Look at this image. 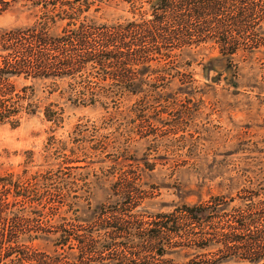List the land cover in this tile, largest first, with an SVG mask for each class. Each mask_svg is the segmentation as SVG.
<instances>
[{"label": "trees", "instance_id": "trees-1", "mask_svg": "<svg viewBox=\"0 0 264 264\" xmlns=\"http://www.w3.org/2000/svg\"><path fill=\"white\" fill-rule=\"evenodd\" d=\"M113 1L119 4L110 6ZM15 7L27 10L33 20L0 34V123L18 128L42 116L55 131L66 125L68 106L101 108L112 117L96 124L115 133L98 140L91 150L110 160L107 171L112 174L120 170L121 154L150 138L147 133L131 134L138 127L137 118L150 123L147 115L156 109L153 102L166 103L162 110L168 113L177 109L173 100L193 92L171 87L169 78L186 82V68L197 63L208 80H216L211 77L214 67L208 65L225 59L226 67L232 66L251 36L257 43L264 36V0H0V17ZM19 81L29 84L18 89ZM46 86L50 94L59 91L65 103L42 99L38 92ZM137 97L144 100L141 107L129 103ZM89 130L90 124L79 123L72 133L78 136L59 142L57 152L73 155L71 161L64 154L66 164L85 162ZM48 141L45 152L52 157L56 138ZM71 141L78 145L69 148ZM28 155L31 162L33 153ZM139 168L142 174L155 169L148 162ZM52 173L25 170L24 181L0 176V264H264V211L225 221L231 207L215 197L206 204L183 205L182 218L139 216L130 212L137 204L133 191L115 190L117 196H125L124 202H114L115 207L128 208L113 209L109 221H101L107 212L101 208V229L89 231L81 217L71 223L69 214L72 211L74 218L77 210L51 200L67 191L62 189L63 179L71 176ZM183 219L188 229L182 234L188 241L180 250L186 261L177 262L166 258L165 249L159 253L158 247L166 248L165 233L181 234L171 228ZM148 221L154 229L146 235L139 225Z\"/></svg>", "mask_w": 264, "mask_h": 264}, {"label": "rangeland", "instance_id": "rangeland-1", "mask_svg": "<svg viewBox=\"0 0 264 264\" xmlns=\"http://www.w3.org/2000/svg\"><path fill=\"white\" fill-rule=\"evenodd\" d=\"M117 4V1L109 2L110 6ZM23 11L15 7L1 16L0 34L29 25L33 17L27 10ZM250 38L253 40L243 44L240 47L243 50L233 57L232 66L226 67L225 59L208 65L214 67L211 77L215 76L216 80H208L203 75V66L197 63L186 68L190 73L186 82L169 78L171 87H189L193 92L173 100L177 109L168 113L162 110L166 103L153 102L156 109L147 115L150 123H141L137 118L138 127L131 134L139 137L147 133L150 138L138 141L130 149L131 152L121 154L120 170L116 174L107 171L112 166L110 160L91 150L103 137L110 135L113 138L114 131H105L100 129L102 125L96 124L99 120L107 122L112 116L101 108L83 109L71 105L67 108L66 125L55 131L42 116L28 119L18 128L0 123V176L13 175L24 181L25 170L30 174L52 171L53 176L60 178L71 175L62 183V189L68 193L60 191L61 196L51 200L60 202L56 204L59 207L65 204L64 208L77 210L76 217L73 218L72 211L69 214L71 223L77 220V216L81 217L87 221L89 231L101 229L99 222L109 221L113 209L128 208L115 207L114 202H121L125 197L117 196L115 190H122L123 194L133 191L137 204L130 207V212L139 216L161 214L182 218L180 208L183 205L206 204L215 197L231 207L227 212L230 216L225 221H234V217L245 212L264 211V36L258 43L253 36ZM213 55L220 56L218 51H213ZM28 84L24 81L16 83L18 89ZM49 91L46 86L41 87L38 93L51 103H65L59 98V91L52 95ZM143 101L137 97L129 103L141 107ZM180 109L183 111L178 113ZM179 117L182 118L178 120ZM86 122L90 124V130L85 135L89 155L85 162L66 164L64 156H71L72 161L73 155L69 151L57 152L59 142L78 136L72 135L74 128ZM52 136L56 138V143L54 155L49 157L51 153L45 152V147ZM77 145L71 141L69 148ZM28 153H33L31 162ZM146 162L154 165L155 169L143 174L138 172ZM82 177L86 180H81ZM22 205V202L18 204ZM101 208L107 209V212L100 221ZM46 217L49 218L48 215ZM145 223L139 227L147 235L154 226L148 224L150 221ZM171 229L180 230L181 234L165 233L166 248L159 246V253L165 249L167 259L184 262L186 254L180 246L188 241L182 234L188 229V224L183 219ZM197 232L200 230L197 229ZM35 244L51 250L42 243ZM225 264L244 263L230 261Z\"/></svg>", "mask_w": 264, "mask_h": 264}]
</instances>
